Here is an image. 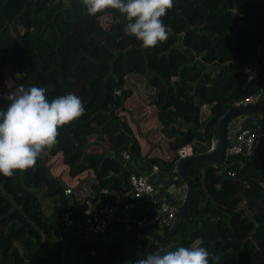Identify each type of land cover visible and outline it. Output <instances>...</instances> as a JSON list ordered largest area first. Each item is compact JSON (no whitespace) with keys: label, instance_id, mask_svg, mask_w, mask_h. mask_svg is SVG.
Masks as SVG:
<instances>
[{"label":"trees","instance_id":"obj_1","mask_svg":"<svg viewBox=\"0 0 264 264\" xmlns=\"http://www.w3.org/2000/svg\"><path fill=\"white\" fill-rule=\"evenodd\" d=\"M108 16L104 28L101 22ZM162 19L170 30L166 41L126 49L121 43L134 37L123 36L125 21L116 10L89 16L79 0H0V109L9 103L2 98L8 94L6 71L23 73L26 89L46 88L49 100L74 93L85 108L79 119L58 129V143L33 168L10 178L0 175V226L5 227L0 264L92 263L95 245L60 232L61 211L47 217L40 192L63 209L76 194L71 188L73 193L65 195L64 184L50 172L52 160L70 178L92 172L95 198L101 189L122 186L121 179L109 176L122 173L121 154L129 153L132 161L141 158L120 116L137 83L174 153L185 145L200 152L197 143L217 138L218 122L233 104L259 92L263 76L250 78L244 69L258 52L264 59V0H174ZM202 105L210 108L200 121ZM258 127L254 133L261 131L263 138L256 140L251 156L233 155L223 162L232 180H222L216 168L208 167L201 183L203 166L186 167L195 191L189 214L165 244L134 241L137 259L200 239L202 247L220 255L218 264H264V118ZM91 136L108 139L111 154L89 153ZM177 162L176 155L170 163L152 159L159 172L171 171ZM61 236L70 239L65 252ZM123 255L118 244L105 264H127Z\"/></svg>","mask_w":264,"mask_h":264},{"label":"clouds","instance_id":"obj_2","mask_svg":"<svg viewBox=\"0 0 264 264\" xmlns=\"http://www.w3.org/2000/svg\"><path fill=\"white\" fill-rule=\"evenodd\" d=\"M79 3L89 16L118 11L125 21L123 36L134 37L141 49L152 48L169 37L170 30L162 18L174 6V0H79ZM46 92L44 87L26 89L20 85L2 97L9 102L6 109H0V175L5 178L33 168L58 143V129L84 114L78 95L68 93L49 100ZM201 244L197 239L187 247L161 248L146 258L135 259L134 264H218L220 255L211 254Z\"/></svg>","mask_w":264,"mask_h":264},{"label":"crops","instance_id":"obj_3","mask_svg":"<svg viewBox=\"0 0 264 264\" xmlns=\"http://www.w3.org/2000/svg\"><path fill=\"white\" fill-rule=\"evenodd\" d=\"M194 63H198V60H194ZM205 69H211V67L201 65ZM137 89L134 90L131 97H129L124 103V109L120 113L121 119L125 121L132 132V136L140 147L141 158L137 161H132L131 157L128 161H123V171L120 174L110 173V177L121 179L122 186L118 189L128 187V175L129 173L139 174L141 176L148 177L150 182L154 176L163 173L166 177H176V164L169 172H159L158 167L152 164V159H160L167 163H170L176 153L170 151L169 141L161 133V126L157 119V112L152 105H146L149 101L148 97L142 96L143 86L139 83L136 84ZM210 106L202 105L199 107L197 116L198 119H204V112H208ZM194 113V111H193ZM191 121V118H190ZM242 118H237L232 121L227 127V138H231L233 133L241 131ZM194 126V123L191 122ZM258 124V123H257ZM131 141V138H129ZM202 147V150L206 147V141L204 143H197ZM87 151L95 154H111L110 141L106 139L103 142H99L95 136L88 138ZM201 150V151H202ZM54 160L50 161L51 174L62 181L64 189L74 188L76 194L68 199L67 206L63 209L59 202H54V198L46 197L45 190L40 192L41 209L47 217L50 219L55 211H61L60 214V232H67L61 224V215L65 210H72L76 215L81 217L85 212L87 204H101L107 199L104 197L107 191H115L108 189H101L99 197L95 198L91 193L92 184L94 183L93 174L90 171L84 172L78 177L70 178L65 172V167L53 165ZM219 174V171L217 172ZM126 178V179H125ZM155 188V187H154ZM116 189V190H118ZM66 195V194H65ZM186 196V188L182 185L180 188H170L163 195L159 193V188H155V192L151 195L142 196L141 198H134L129 194L123 199L116 207L115 219L110 223L105 233L96 236L102 239V243L106 240L122 234L131 228L140 226L142 219L148 218L155 211V201L166 202L173 205L178 209L181 207ZM73 201L78 202V205L73 204ZM81 208V209H80ZM80 210L82 211L81 214ZM5 231L4 226H0V235ZM72 235V234H71ZM73 236V235H72ZM74 237V236H73ZM87 240V238L85 239ZM69 238L64 239L60 237V242L63 246V250H67ZM88 241V240H87ZM134 241H147L146 236H138ZM132 241V245L134 244ZM90 242V241H89ZM153 243V242H152ZM138 244V243H137ZM94 245V244H93ZM96 248V247H95ZM21 252V249L18 248ZM63 252V253H64ZM96 254V249L94 251Z\"/></svg>","mask_w":264,"mask_h":264},{"label":"built area","instance_id":"obj_4","mask_svg":"<svg viewBox=\"0 0 264 264\" xmlns=\"http://www.w3.org/2000/svg\"><path fill=\"white\" fill-rule=\"evenodd\" d=\"M259 54L260 53L258 52L257 57L252 60L251 65L244 69V72L250 75V78L253 77V73L264 70V59H260ZM262 76L264 79V73ZM115 94L120 95V92H115ZM259 102H264V84L256 94L234 103L233 108H239ZM207 114H209V112H204L203 117L205 118ZM256 129L260 130L258 126ZM259 130L256 133H254L255 130L252 132L238 131L233 133L231 138H227L224 160L230 156L239 154L251 156L254 143L257 139L263 138V133ZM210 141V150H212L216 146V139ZM121 155L123 160H130L129 153L123 152ZM194 155L195 152L192 145H185L176 152L178 160L191 158ZM230 176L232 175L230 174ZM154 192L155 188L148 177L129 173L127 188L107 191L104 195L107 200L101 204H87L85 212L81 217H78L72 210H65L61 215V224L67 232L84 240L88 235L99 236L106 232L110 223L115 219L117 205L129 194L134 198H141L142 196L151 195ZM64 193L70 195L72 194V189L66 188ZM154 204L155 211L148 218L142 219L139 224L140 226L153 228L157 234L163 235L174 221L177 214V208L166 202L155 201ZM91 255L94 257V252H92Z\"/></svg>","mask_w":264,"mask_h":264},{"label":"water","instance_id":"obj_5","mask_svg":"<svg viewBox=\"0 0 264 264\" xmlns=\"http://www.w3.org/2000/svg\"><path fill=\"white\" fill-rule=\"evenodd\" d=\"M264 70L253 73L252 76L262 75ZM237 118H242L241 131H254L257 128L259 120L264 118V102L246 105L239 108H233L228 111L218 122L217 125V138L216 146L211 149V141H206L204 150L195 153L191 158L181 159L176 163V177H166L160 173L151 180V184L155 188H159L161 195L165 194L170 188H180L182 185L186 188V196L178 209L176 217L169 228L163 235L155 232V229L145 226H137L130 230L114 236L104 243L102 239L94 235H88L87 240L96 247V254L93 257L91 264H105L106 257L110 250L118 244L124 246V259L127 264H131L137 259L136 249L132 245V241L137 239L138 236H146L149 243L165 244L170 241L180 229L186 216L189 214L192 201L195 196L194 183L186 172L188 165H201V183L204 181L206 170L208 167H214L219 171L222 180H232L227 167L224 165V155L227 145V127Z\"/></svg>","mask_w":264,"mask_h":264},{"label":"rangeland","instance_id":"obj_6","mask_svg":"<svg viewBox=\"0 0 264 264\" xmlns=\"http://www.w3.org/2000/svg\"><path fill=\"white\" fill-rule=\"evenodd\" d=\"M110 21H111V18L109 16L108 17H104L102 19V22H101L102 27H104V28L108 27ZM121 44L126 49H129V48H132V47L140 48L139 42L135 38H133V39H131L129 41L125 40ZM5 76H6V84H7L8 93L11 92V91H14L15 87H18V86L22 85L23 82H24V75L21 72L6 71ZM208 112H209V110H208ZM127 181H128V178H127ZM72 193H73V189H72Z\"/></svg>","mask_w":264,"mask_h":264}]
</instances>
